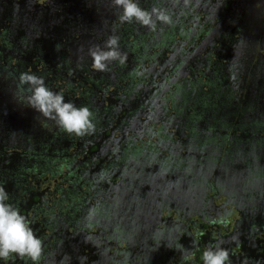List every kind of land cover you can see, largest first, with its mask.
<instances>
[{
  "label": "trees",
  "instance_id": "16d2710c",
  "mask_svg": "<svg viewBox=\"0 0 264 264\" xmlns=\"http://www.w3.org/2000/svg\"><path fill=\"white\" fill-rule=\"evenodd\" d=\"M66 1L74 4L73 9L64 6L67 15L75 16L79 4H85L83 0ZM88 1L106 7L107 17L99 20L109 16L111 27L118 24L125 30L119 33L115 27L105 35L104 26L97 22L82 27L97 42L94 47L100 55L96 59L108 57L104 68L95 72L81 67L85 51L91 50L85 40L82 52L74 54L78 63L73 67L64 62L67 52L56 56L45 46L48 50L42 53L39 42L25 48L32 34L24 35L29 27L16 19L0 23V264H117L125 262L124 253L129 255V264H154L155 249L148 243L145 247L140 244L142 237L149 238L146 230L155 228L159 219L152 213L158 209L161 188L167 187L165 178H185V171L174 168L177 165L167 167V163L172 165V157L183 159L186 152H193L189 154L193 159L190 165L196 173L207 170L215 176L218 169L207 164L214 158L219 160L222 153L204 151L210 139L224 146V166L232 157L250 162L249 153L242 152L264 147V119L249 103L250 98L230 105L235 90L239 93L250 82H257L264 69V57L236 55L244 63V81H230L233 62L229 56L235 53L237 22L247 26L250 20L246 15L233 18L229 13L236 0H213L208 5L207 0L204 4L202 0H187L179 13L170 12L181 5L178 0H139L134 4ZM8 3L5 0L2 5L10 6ZM153 8L163 10L168 18L144 32L146 16ZM68 27L70 36L77 35V30L84 32ZM38 39L51 42L50 37ZM259 42L248 39L242 44ZM119 47L129 49L134 59L127 64L133 63L128 72L122 71L126 62ZM28 69L38 73L36 87L27 78ZM171 75L175 79L169 78ZM255 88L262 93L264 81L257 82ZM130 92L138 97L129 98ZM51 108L58 114L52 115L55 120L47 119L44 113ZM205 120L209 130L229 126L236 128V134L229 141L210 132L198 136L201 129L197 125ZM241 133L254 135L256 141L234 147ZM260 137L262 142H258ZM174 138L179 140L173 142ZM184 142L202 143L203 148L199 152L187 150ZM143 151L148 158L144 155L136 161ZM200 152L212 159L204 164L197 159ZM194 184L190 178V188ZM132 226L140 232L132 231L124 240L114 230L123 228L125 232ZM210 244L204 238L198 244L195 264H205L209 255L214 256V264H221L215 247L214 251L208 249ZM141 250L146 254L141 255Z\"/></svg>",
  "mask_w": 264,
  "mask_h": 264
},
{
  "label": "flooded vegetation",
  "instance_id": "af4514ba",
  "mask_svg": "<svg viewBox=\"0 0 264 264\" xmlns=\"http://www.w3.org/2000/svg\"><path fill=\"white\" fill-rule=\"evenodd\" d=\"M120 10L123 11V8L120 7ZM108 18L110 17L108 16ZM31 22L29 21V23ZM144 93L147 94L148 91L144 90ZM142 96L147 97V95ZM147 98L150 99V97ZM214 140L210 139L208 143H205L204 151L207 150V147ZM196 141H202V139ZM190 143H185L187 150L190 148L195 150H200V147L203 148V144L199 147L198 143H193L192 146H190ZM219 144L222 143L219 142ZM262 148L264 147L255 146L250 151L244 150L242 152L243 154L249 153V157L252 159L250 162L241 157L230 158L225 166L221 164L218 168H215L218 169L215 176L211 175L207 170L206 173H200V170H197L196 173V170L190 165V161H193V159L190 160L189 151L184 154L183 159L177 156L172 157V166L177 165L174 168L185 171V178L177 180L179 183V185H176L177 190L171 192L170 189L161 188L159 192L161 202L157 200L158 209L152 213V215L159 218L157 221L158 226L153 229H147V234L145 235H148L149 238L146 239V236L142 237L144 240L140 244L141 247H145V243H148L155 249L156 259L153 261L154 264H195L194 250L203 238L206 243H212L209 245V250L214 251L213 247H215V251L220 256L221 264L236 252L238 257L233 256L236 264H264V257L260 252H258L261 255L259 257L251 253L252 248L264 252V162L261 160L264 157V150ZM206 152L210 153L213 151ZM208 153L204 152L203 156L197 159L204 161L205 164V162L212 159ZM205 156L207 158L203 160ZM182 160L184 162H181ZM215 160L216 158L213 159V161ZM173 161L176 163H173ZM183 163L186 164V167H184ZM188 172H190V175H188ZM190 178L194 179L195 182L192 188H190ZM200 188L204 190L206 188L214 189L213 196L221 194V200L212 199L213 196L205 199V192H202ZM195 190H200L201 194H196L197 191ZM162 202L165 203L166 209L162 210L160 208ZM171 210L175 212L174 217L164 220L162 211L167 215ZM227 211H231L229 216ZM192 213L195 215L194 218L189 217ZM232 214H235L234 217L231 216ZM178 219L189 229L182 224L176 225ZM212 222L217 225L215 236H213L215 232L211 234V228L214 227L210 224ZM143 226L146 227L145 224ZM173 227L184 230L185 236L182 237H185L186 243L183 242L182 237L178 236L180 231L176 233L177 237L172 238L171 234L174 229L171 230V228ZM190 227L193 228V232L190 231ZM122 229L120 231V229L114 228L123 240L126 236H131L129 234L132 231L140 232L139 228L136 230L134 226L125 232ZM195 231H197V235H194ZM201 236L204 237L199 242ZM151 240L152 243L149 242ZM143 253L145 252L141 250V255ZM192 253L193 255L190 257ZM247 253L248 255H246ZM227 254L229 257L226 258ZM124 256L125 262H117V264H129L131 262L127 253H124ZM213 257V255H209L205 264H214L212 261Z\"/></svg>",
  "mask_w": 264,
  "mask_h": 264
},
{
  "label": "rangeland",
  "instance_id": "374dc122",
  "mask_svg": "<svg viewBox=\"0 0 264 264\" xmlns=\"http://www.w3.org/2000/svg\"><path fill=\"white\" fill-rule=\"evenodd\" d=\"M4 1L5 0H0V6H1L0 7V23L2 25H4L5 20L10 19V17H12L13 19H16L19 24L24 25V27H30L29 29H31L33 31V35L30 37L29 41H27L29 45H24L25 48L26 47H32L36 44V42H39L40 44L37 47H38V49H40L42 51V53L48 50L47 47H51V50H53L55 52L56 56H61L62 52H67V56L64 57V59H66V61H64V62H68V64L70 66L76 67L78 62H76V58H75L74 54H75V52H82L81 45L84 44L83 40H85L87 42V44L89 45V47L91 48V50L89 51L87 48V50L85 51L87 56H83V58H82L83 61H82L81 67L83 69H85V67H89L87 69L91 72L97 71L101 65H104V63H103V59L102 60L96 59L100 55V52H99V50H96L94 47L97 42H94L91 39V32L88 31V29L87 30L83 29L82 27L86 26V28H87L89 25H93L97 22V25L102 24L104 26L102 32H105L104 33L105 35H106V33L109 34L110 32H112V30L115 29V27H116L115 30L120 29L119 33H121L123 31V27L121 25L115 24L113 27H111L113 22L109 18H108V20L107 19L106 20H99L101 17H107V16H105L106 12H107L106 7L104 5L101 6L99 4L95 5L94 3H89L88 0H83L85 4H82V5L79 4L78 9L76 10L77 14L75 16L65 14L66 13L65 10H67L68 8H65L64 6H67V7L72 8V9L74 7V4H71L70 2H67L66 0H43V1L39 0V2H36L35 4L32 3V1L30 3V2H27L26 0H11V1L7 0L9 2L8 5H10V6L2 5V3ZM110 1H115V0H110ZM116 1L118 3H121V4L122 3H129V2L131 4H134L135 1H139V0H116ZM165 1H168V2L172 1L175 3V0H165ZM196 1L198 2L199 0H196ZM211 1L213 2V0H207L206 5H208ZM187 2H188L187 0H184V1L178 0V4L183 5V7L181 5H179V6L172 8V7H170L171 3H167V6L172 8L170 10L171 13H173V12L179 13V11L184 8V6L186 5ZM200 3L204 4V0H202ZM139 6H142L143 8L148 7V6H143L142 3H139ZM86 7H88V8H86ZM247 8H249V10L245 11V9H247ZM36 10H39L41 13L38 12L36 14ZM146 10H149V9H146ZM164 13L165 12L163 10L159 11L156 8H153L152 11L148 12V15L146 16L147 23H146V25H143L144 26L143 31L147 32L149 27L154 25V24L156 27L159 25H162L163 24L162 21H164L165 18H168V14H164ZM229 13L233 16V18L236 16H242V15L245 16L246 15L245 17H248L250 19V20H248V22H246L247 26H243L241 24V22H237L238 25L236 27V30L238 31V34H237L238 37L236 38V41H235L236 44H234V47H233V48H235V50H233V48H232V50L235 51V53L233 54L234 57L231 58V56H229V59L232 60V62H233V73H232L233 75H231L230 81H235L236 79H238L239 84H241L244 81V78L242 77V73L244 74L246 70L244 68L243 69L241 68V66L244 65L243 60L241 61V58L238 59L235 56L236 55L243 56V54H244L246 58H248V57L255 58V57H259V56L264 57V0H236V6L233 9H231ZM121 14H123V11L120 12V15ZM228 18L229 17L227 16V19ZM76 20H79V22H77ZM29 21H32L31 24H27ZM188 25H189V23H188ZM67 26H75L78 29L80 28L81 31L88 32V34L83 32L84 34L88 35V38H86L83 35V33H81L79 30H77V35L70 36L68 34ZM94 27H96V25H94ZM111 28H112V30L110 31ZM125 29L130 30L128 27H126ZM193 29L195 30V28H193ZM101 30H99V31H101ZM123 32L125 33V30ZM36 36H38V38L50 37L51 42L45 44L44 40L38 39V38H36ZM61 37H62V39H61ZM118 37H119V35H118ZM119 39L122 40L124 43L127 41L126 39H123L121 37ZM248 39L252 40V41L258 39L260 42L258 44L257 43L256 44L259 45V47H257L256 44H254L252 46H247V45L243 46L242 42H245ZM122 41H120V42H122ZM57 44H58V46H57ZM45 46H47V47H45ZM121 46L123 47V45H121ZM255 48H258V51ZM92 49H93V51H92ZM119 49L121 52V59H123L126 62V64L124 63L125 69H122V71H123V73L128 72L131 69H127V68H131L133 63H131L129 66H127V64H128V62H132L134 59L132 58L131 55H129V51H130L129 49H127L126 47H124V48L119 47ZM174 53H176V52H174ZM169 55H172V53H170ZM113 56L116 57L117 55L114 53ZM175 56H176V54L174 55V57ZM29 64L31 65V63H29ZM113 66L115 67L116 64L113 63ZM133 69H134V67H133ZM151 69L153 71H158V69L154 66H151ZM28 71L26 70L27 78L29 79V82H31V84H32V82H34L32 85H34L36 87L37 84L39 83L38 73L34 69H28ZM262 71H263V73H262L263 75L260 78L256 79L257 82L264 81V69ZM169 78L175 79L173 75L169 76ZM114 82L116 83V79H114ZM257 82H250L246 88H243V89L241 88L242 90L239 93H236V90H235V93L233 91L234 95L231 98L233 101L230 105H231V107L238 105V103L245 101L246 98L247 99L250 98L249 103L253 104V107H255L254 108L255 111H258V113H260L259 115H261L260 118L262 120V119H264V89H263L262 93H259V91L255 88V86L257 85ZM32 85L30 87L33 89ZM95 89H97V86L95 87ZM189 93H190V89H189ZM255 95H257V96H255ZM127 96L129 98H137L138 97L137 95H135L131 92L128 93ZM173 97L177 98L176 93H173ZM237 98H239V100H236ZM149 100L153 101L154 98L150 97ZM154 105H155V107H157V104H154ZM175 107H178V106H175ZM53 111L54 110L52 108L50 110L44 111V113H46L47 119L55 120L52 115H58V114H54ZM171 115H173V114H171ZM57 117H60V116H57ZM207 121L208 120H205L204 124L198 123L197 126L201 129V133L198 136L203 135V132H205V133L210 132V133L216 134V135H219V134L224 135V138H226V141H229L232 138V136L236 134V128L232 129L229 126H224L219 130H209L206 127L207 125H209L207 123ZM176 139H178V138H174L173 142H177L179 140V139L178 140H176ZM259 140L260 141H258V142H262L261 137L259 138ZM226 141H225V144H227ZM255 141H256V137L254 135L241 133L235 138L234 147L240 146V145L245 146V145L253 144ZM219 145H220L219 142L215 143V141H214L211 145H209L207 147V150H205V151H213V152L221 151V153H223L224 146L223 145L219 146ZM260 146H262V145H260ZM163 147L166 148V146H163ZM171 148H173V147L171 146ZM262 149L264 150V148H262ZM197 152H199V150H197ZM146 153H147L146 151H143L142 155L140 156L141 158H136L135 160L136 161L142 160L144 155H145V158L147 159L148 156L146 155ZM164 153H165V151H163V154ZM190 154H194V153L191 152ZM201 154H202V152H200V155L198 156V158L201 156ZM261 160H262V162H264V157H262ZM224 162H225V154L223 153L222 157L219 160L212 161V162L208 163L207 166H209L212 169H215V168H218ZM174 163H176V162H174ZM258 163H259V161H258ZM166 165H167V167L172 166V165H168V163ZM188 175H190V172H188ZM177 180L178 179L176 177L165 178V186H167L166 189H171L175 185H179ZM159 181H162V180H159ZM177 189L175 188L174 190H177ZM200 190L202 192H205L204 193L205 199H208L209 197L211 198L213 196L212 191L208 188H206L205 190L200 188ZM200 190H195V191H197L196 194L200 195L201 194ZM191 196H193V194H191ZM214 198L221 200V194L214 195L212 199H214ZM158 202H161V199H159ZM160 208L162 210L164 208L166 209V205L164 202H162V204L160 205ZM227 213L229 216L230 215L229 213H231V211H227ZM174 215H175V212L173 210L169 211L167 213V215H165V212L162 211V218H164V220L166 218L172 219L174 217ZM234 215L235 214H232L231 216L234 217ZM189 217L194 218L195 217L194 213L190 214ZM105 222H107V221H105ZM178 224L183 225L182 221L179 219L176 222V225H178ZM210 224L212 226H214L213 228H211V234H213L215 232L217 225H214L213 222ZM155 226H158V224H156ZM183 226L185 228H188L186 225H183ZM173 229H174V231L171 234L173 239L175 237H177L176 233L178 231H180V235H178L179 237L185 236L183 229L174 228V227L171 228V230H173ZM192 229L193 228L190 227L191 232H193ZM173 234H175V235H173ZM194 235H197V231H195ZM215 235H216V232L214 233L213 236H215ZM203 237L201 236L199 238L200 239L199 242L201 241V239ZM182 240L184 243H186L185 237H182ZM258 252H260L264 257V252H262L260 250L259 251L255 250V248H252V250H251V253L253 255H255V256L258 255V257H259L261 255H259ZM192 255H193V253L190 254V257H192ZM246 255H248V253ZM233 256L238 257V253L236 252L235 254H232L230 256V258L227 259V261L223 262V264H236L235 263V257H233Z\"/></svg>",
  "mask_w": 264,
  "mask_h": 264
},
{
  "label": "water",
  "instance_id": "95a60500",
  "mask_svg": "<svg viewBox=\"0 0 264 264\" xmlns=\"http://www.w3.org/2000/svg\"><path fill=\"white\" fill-rule=\"evenodd\" d=\"M66 14H67V13H66ZM27 24H31V23L28 22ZM16 26H17V25H16ZM16 26H14V29H15V31L18 33L19 31H17V27H16ZM67 27H68V26H67ZM29 28H30V27H29ZM23 34L26 35V36H29L30 34L33 35V31H32L31 29H27L26 32H25V31L23 32ZM106 43H107V42H106ZM109 47H110V46H108V48H109ZM105 60H106L107 63L109 62L107 58H106ZM107 63H106V64H107ZM200 145H202V143L199 144V147H200ZM200 148H201V147H200ZM146 245H147V243H145V246H146ZM144 252H145V251H144ZM145 253H146V252H145ZM145 253H143V255H144Z\"/></svg>",
  "mask_w": 264,
  "mask_h": 264
},
{
  "label": "clouds",
  "instance_id": "9594fccd",
  "mask_svg": "<svg viewBox=\"0 0 264 264\" xmlns=\"http://www.w3.org/2000/svg\"><path fill=\"white\" fill-rule=\"evenodd\" d=\"M67 28L69 29L70 27H67ZM68 33H69V31H68ZM103 43H106V41L104 40ZM110 49H111V46H110L109 48L107 47V50H108V51H110ZM113 54H114V53H113ZM109 55H110V54H109ZM106 58L108 59V57H106ZM106 58L103 59V63H104V64L107 63L106 60H105ZM103 68H104L103 65H101V66H100V69H103Z\"/></svg>",
  "mask_w": 264,
  "mask_h": 264
}]
</instances>
